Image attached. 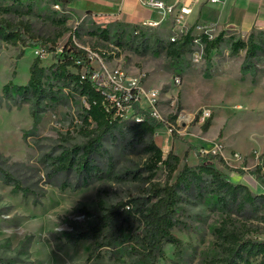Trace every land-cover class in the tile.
I'll return each instance as SVG.
<instances>
[{"label": "rangeland", "instance_id": "1", "mask_svg": "<svg viewBox=\"0 0 264 264\" xmlns=\"http://www.w3.org/2000/svg\"><path fill=\"white\" fill-rule=\"evenodd\" d=\"M77 2L74 6L71 0L66 4L56 2L58 6L52 0H33L29 6L27 0L21 5L1 2L0 19L28 23L37 37L54 39L58 51L69 39L95 51L102 61H90L93 69L101 70L103 64L121 67L127 73L145 72L143 86L158 90L157 109L160 118L168 122L156 128L149 139L160 147L163 157L169 151L179 157L174 172L170 174L159 163L150 181L171 183L184 162L196 165L197 150L188 148L191 143L202 153L221 155L230 166L220 167L229 181L245 185L252 193H264V49L246 72L240 69L245 49L232 51V43L247 40L249 33L216 29L213 35L223 31V40L209 53L203 50L199 61H192L191 54L175 59L158 49L155 41L158 37L165 42L181 33L173 19L158 26H137L148 36V48L144 49L140 38H131L134 31L130 26L121 32L123 28L117 22L106 26L107 39L90 33L100 24L85 16L83 2ZM192 17L188 15L186 23H192ZM38 54L42 65L52 63L51 54L42 52L39 46L0 39V167L39 195H24L0 177V258L8 259L9 264H150L137 261L138 248L133 240L141 230L139 205L150 193L146 177L151 157L145 142L128 141L117 131L107 136L103 144L113 155V172L105 170L102 178L87 185L72 187L73 172L53 178L47 175L53 156L85 141L86 125L79 115L86 102L64 88L61 101L34 111L29 101L13 100L5 94L2 87L9 82H27L29 65ZM174 75L181 77L178 86L172 83ZM204 111L209 115L201 119ZM174 114L175 119L170 120ZM123 117L131 121L129 112ZM206 118L211 119L210 126L202 131L200 126ZM169 125L174 132L169 131ZM260 164V174L252 173ZM124 173L125 178L117 177ZM63 178L70 180V186L60 187ZM184 197L176 212L179 223L171 229L179 243L164 241L162 254L152 260L153 264H203L207 257L219 253L213 230L223 220L244 237L264 239V209L227 214L212 197L195 193ZM122 202L125 204L119 205ZM107 211H115L117 218L100 228L95 238H82L76 243L68 239L71 234L89 231L97 217ZM120 225L129 228L123 243L99 246L106 234L117 231Z\"/></svg>", "mask_w": 264, "mask_h": 264}, {"label": "trees", "instance_id": "2", "mask_svg": "<svg viewBox=\"0 0 264 264\" xmlns=\"http://www.w3.org/2000/svg\"><path fill=\"white\" fill-rule=\"evenodd\" d=\"M33 0H27L26 5H30ZM70 0H52V2L68 3ZM11 5H21L22 0H0ZM118 27L130 26L133 32L131 38L142 40V47L148 48V36L146 32L137 29L136 25H127L117 22ZM121 28V29H122ZM124 28L121 30V32ZM92 34H98L104 39L109 36L108 27L96 26ZM192 26L178 39L163 41L156 37L155 41L158 49H164L166 54L178 59L186 56L192 51L193 44ZM204 43L205 53L216 48L224 38V32L220 31L211 39L200 34ZM0 39L12 43H21L23 46H39L47 53L51 54L52 63L48 66L41 64L40 55H36L29 65V77L25 84L16 85L8 83L2 87L5 94H10L13 100L29 101L34 111L42 110L44 104L51 105L62 100L61 91L64 88L70 93H76L86 102L82 107L80 116L81 122L85 124V141L73 144L64 148L57 155L49 160L50 169L47 175L53 178L59 174L73 172L75 180L72 187L87 185L88 183L100 179L105 175V170L113 172L114 159L111 151L103 144V140L117 131L119 137L127 138L128 141L145 142V149L150 153V162L147 164L149 177L147 180L149 195L140 203L139 221L141 230L133 236L136 242L138 255L137 261L153 264L157 256L162 253V243L168 242L177 245L179 240L171 233V229L179 221L176 216L179 203L185 199L184 194L195 193L198 197H212L216 203L227 213H256L259 209H264V193H252L241 183H232L228 180L227 174L220 168H230L224 158L218 153H202L193 144L188 143V148L197 150L198 163L194 166L183 163L178 169L173 182L166 181L164 184L150 181L154 174L153 169L159 163L165 165L171 174L177 168L179 157L169 151L166 157L162 156V150L153 140L149 139L154 130L166 125L165 120L156 119L146 110L134 104L135 112L143 115L141 121H124L117 114L113 102L107 97L111 89L100 85L91 76L93 67L86 56V50L70 39L58 51L53 44L54 39L40 38L31 32L28 23L19 21L17 23L0 19ZM49 42H52L49 43ZM245 49L244 63L240 69L246 72L251 69L254 58L259 51L264 49V30L257 29L256 34L250 32L247 40H236L232 43V51L238 52ZM71 68H74L73 71ZM11 90V92H10ZM175 114L169 119L174 120ZM211 119L206 118L201 124V130L207 131ZM94 123L93 127H89ZM173 131L172 125L168 126ZM174 132V131H173ZM186 153L184 154V158ZM103 164V165H102ZM261 164L257 165L252 173L260 174ZM1 179L11 185L14 190L21 191L24 195L34 193L39 195L29 186L24 185L22 180L0 167ZM118 178L126 177L120 174ZM71 182L63 178L59 183L61 188L70 186ZM125 202L119 205L123 206ZM126 212L129 210L126 209ZM115 211H107L97 217L93 227L89 231H82L68 236V239L76 243L82 238H95L102 227L108 226L117 217ZM263 217V215H261ZM128 227H118V230L105 237L99 246L121 245L124 241V234ZM219 253L209 256L203 264H252L258 260L257 264H264V239L244 237V235L226 220L213 230ZM0 262L9 264L8 259L0 258ZM136 264V263H132Z\"/></svg>", "mask_w": 264, "mask_h": 264}, {"label": "built area", "instance_id": "3", "mask_svg": "<svg viewBox=\"0 0 264 264\" xmlns=\"http://www.w3.org/2000/svg\"><path fill=\"white\" fill-rule=\"evenodd\" d=\"M199 0H139V2L151 9L156 10L160 14L159 19H146L142 21V26H158L162 21L167 19H173L179 25L180 34L178 36H170V40H175L184 34L187 29L192 26L193 44L191 57L192 61L197 62L201 59L204 43L201 40L200 34H204L208 39L215 37L212 31L216 30L214 25L210 23H186L185 19L192 13L193 4ZM221 0H203L207 3H218ZM58 6L57 3L54 4ZM189 24L183 31V27ZM194 29L197 33H194ZM138 30L134 32L137 33ZM86 50V49H85ZM42 52H45L41 49ZM47 53V52H45ZM40 55V54H39ZM86 56L89 61H102L95 51L86 50ZM91 63V62H90ZM102 69H93L92 78L96 80L100 85L107 86L111 89L107 97L116 107L117 114L120 118L123 117L125 112H129L131 121H141L143 115L135 112L134 104H138V107L142 110H146L151 116L156 119L164 120L160 118L157 101L158 90L154 88H144L143 81L145 79L144 71H135L134 73H127L121 67L110 68L102 64ZM172 83L175 86L180 85L181 77L174 75L172 77ZM209 112L204 111L201 119L208 116ZM171 131L170 128H168Z\"/></svg>", "mask_w": 264, "mask_h": 264}, {"label": "crops", "instance_id": "4", "mask_svg": "<svg viewBox=\"0 0 264 264\" xmlns=\"http://www.w3.org/2000/svg\"><path fill=\"white\" fill-rule=\"evenodd\" d=\"M83 2L85 16L100 26L113 22L141 26L146 19L156 20L160 14L142 5L139 0H79ZM73 6L77 0H71ZM192 23H210L216 29L229 28L248 34L253 29L264 30V0H221L207 3L199 0L192 7ZM190 14V15H191Z\"/></svg>", "mask_w": 264, "mask_h": 264}]
</instances>
